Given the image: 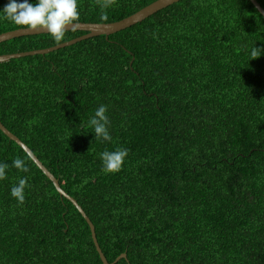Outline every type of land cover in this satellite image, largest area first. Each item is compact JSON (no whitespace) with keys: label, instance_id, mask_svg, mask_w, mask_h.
<instances>
[{"label":"trees","instance_id":"trees-1","mask_svg":"<svg viewBox=\"0 0 264 264\" xmlns=\"http://www.w3.org/2000/svg\"><path fill=\"white\" fill-rule=\"evenodd\" d=\"M158 0H78L112 24ZM264 9V0H257ZM7 0H0V9ZM106 16V19H101ZM21 28L0 20V35ZM87 35L68 31L61 44ZM264 17L250 0H182L129 29L0 63V121L60 181L110 264H264ZM58 46L48 34L0 56ZM106 105L110 141L88 121ZM126 148L117 173L103 151ZM24 159L28 171L11 167ZM0 264H103L90 227L0 130ZM28 179L25 200L10 190Z\"/></svg>","mask_w":264,"mask_h":264},{"label":"clouds","instance_id":"clouds-1","mask_svg":"<svg viewBox=\"0 0 264 264\" xmlns=\"http://www.w3.org/2000/svg\"><path fill=\"white\" fill-rule=\"evenodd\" d=\"M113 0H101V7L108 8ZM102 16L101 19H106ZM80 19L78 0H7V3L0 9V20L7 21L26 31L44 30L51 36L52 40L59 46L65 39V33L69 27L75 30L76 22ZM250 59L255 60L264 55V49L256 45L250 51ZM107 106L101 104L88 121L95 135V141H110V121L106 112ZM129 151L126 148H118L114 151H103L100 159L105 173H117L122 169ZM10 166L0 163V180L7 178L6 171ZM11 167L27 172L28 167L22 158H15ZM28 186V179L20 178L12 186L10 195L19 203L25 200V189Z\"/></svg>","mask_w":264,"mask_h":264},{"label":"water","instance_id":"water-1","mask_svg":"<svg viewBox=\"0 0 264 264\" xmlns=\"http://www.w3.org/2000/svg\"><path fill=\"white\" fill-rule=\"evenodd\" d=\"M182 0H158L155 3L151 4L150 6L142 9L138 13L132 15L131 17L124 19L120 22L117 23H112V24H83V23H76L77 27L75 30H72L71 27L67 29L68 31H82V32H87V35L82 36L80 38H77L75 40H72L68 43L61 44L59 46L49 48L46 50H40V51H34V52H26V53H18V54H12V55H3L0 56V63H7L11 60L14 59H20V58H25L29 56H35V55H46L55 51H58L60 49H64L70 46H73L79 42L92 39L95 37H100V36H106L109 37L111 35L117 34L121 31H124L126 29H129L139 23H142L149 17L155 15L156 13L168 8L169 6H172ZM250 2L255 6V8L262 14L264 17V9L261 6V4L257 0H250ZM43 34H48L44 30H39V31H26V30H16L8 33H4L0 35V44L4 42H8L14 39L22 38V37H28V36H35V35H43ZM0 130L13 142H15L19 147H21L25 153L31 158V160L36 164V166L43 172V174L54 184L57 192L61 195V197L69 200L80 212V214L83 216V218L86 220L88 223L91 233H92V238L94 241V244L96 246V249L100 255V258L103 262V264H110L105 257L99 242L97 240V235H96V229L85 211L82 209V207L78 204V202L72 198L69 194H67L61 187L60 181L44 166V164L38 159V157L33 153V151L26 145L24 144L17 136H15L13 133H11L0 121ZM122 259H127V255L123 254L120 256L115 263L112 264H117L119 261Z\"/></svg>","mask_w":264,"mask_h":264}]
</instances>
